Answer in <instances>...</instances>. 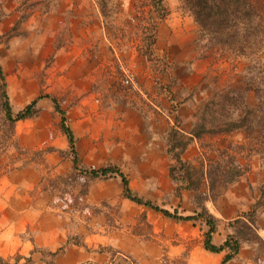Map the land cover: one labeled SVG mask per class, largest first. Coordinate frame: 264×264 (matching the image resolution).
Here are the masks:
<instances>
[{"label": "rangeland", "instance_id": "374dc122", "mask_svg": "<svg viewBox=\"0 0 264 264\" xmlns=\"http://www.w3.org/2000/svg\"><path fill=\"white\" fill-rule=\"evenodd\" d=\"M164 6L166 17L153 13L151 24L149 0H0V65L10 101L22 88L41 97L43 86L60 83L55 53L76 50L105 67L107 78L97 87L112 84L123 99L125 91L142 114L144 126L130 128L121 169L135 195L184 217L203 212L196 192L176 194L168 137L176 128L190 139L205 117L240 128L193 138L184 160L207 168L210 161L226 166L227 154L234 155L242 179L262 183L264 201V65L209 41L180 0ZM123 67L136 89L124 83ZM86 109L96 132L99 101ZM61 117L39 113L17 123L18 148L0 155V257L10 264H188L208 226L176 222L125 199L116 176L82 172L115 166L101 158L102 137L93 139L91 159L79 156L82 170L74 171L69 145L58 148ZM200 193L208 196L207 181ZM248 243L264 259V244Z\"/></svg>", "mask_w": 264, "mask_h": 264}, {"label": "trees", "instance_id": "16d2710c", "mask_svg": "<svg viewBox=\"0 0 264 264\" xmlns=\"http://www.w3.org/2000/svg\"><path fill=\"white\" fill-rule=\"evenodd\" d=\"M182 7L188 10L195 21L201 27L203 36L209 37V41L229 50L237 56L249 59L256 66H263L260 56L264 52V0H180ZM165 0H149L151 10L149 21L152 24V14L156 13L161 18L166 17ZM262 80L261 77H257ZM56 112L61 117L60 128L66 135L72 156L74 171L82 170V161L76 147V138L72 128L67 124L66 113L62 109L58 99L52 98ZM38 101H33L24 109L15 113L7 93V83L0 65V155L7 148H18L16 138V125L18 122L26 121L38 116ZM198 131L192 133L188 139L180 130L173 128L168 137V154L172 157L169 168L170 178L177 184L176 194L182 196L183 191H194L197 193L196 202L202 207V213L194 216L184 217L178 211L171 212L158 205L147 201L134 194L130 187V180L119 167L108 166L101 169L82 170L94 179H106L116 176L121 180L123 196L125 199L162 214L168 219L176 222L203 221L208 226L205 233L203 245L205 250L211 253H225L221 264H227L234 260L241 251L242 242H254L264 244L256 228V216L259 207H264V201L258 200L254 207L247 213L240 215L229 224L234 234L227 237L224 244L217 246L213 242L218 233V219L206 208L205 202L216 201L234 183L245 176V171L236 162L235 156L227 154L229 162L226 166L215 164L210 161L209 167H204V162L197 167L184 160L186 152L193 138H200L203 133H227L239 129L238 122H228L226 129L217 124H210L205 117L200 119ZM51 151V149H50ZM205 181L209 184V194L203 197L201 189ZM241 226V227H239ZM249 237V238H248ZM0 264H10L0 257Z\"/></svg>", "mask_w": 264, "mask_h": 264}, {"label": "crops", "instance_id": "0c3cea01", "mask_svg": "<svg viewBox=\"0 0 264 264\" xmlns=\"http://www.w3.org/2000/svg\"><path fill=\"white\" fill-rule=\"evenodd\" d=\"M95 38L97 40L102 37ZM55 55L54 63L61 73L58 77L60 83L43 86L42 98L37 91L36 94H32L28 88L20 89L14 99H11L16 111L24 109L36 100L42 119H48L52 112L58 113L52 98L58 99L66 113V118L72 122L77 152L84 162L90 160L93 154L91 147L93 139L102 137L105 144L100 150L101 158L122 169L124 159L127 158L130 128L136 132L138 128L144 126L140 110L130 103L125 91L123 99L122 94L118 93L112 84L97 87V80L107 78L103 75L104 66L98 67L87 62L84 57L79 58L80 55H76V50H59ZM132 59L140 58L133 52ZM94 100L100 103V112L97 114L99 130L96 132L93 129L92 120H87L90 113L86 109V106ZM45 133L48 134V131ZM56 135L60 139L58 148L65 149L68 144L66 135L61 132H57ZM261 185L262 183L255 184L251 177H245L231 185L216 201H211V204L209 201L206 202L207 210L218 219V233L213 238L215 245L224 244L227 237L234 234V230L229 227V222L254 207L261 198ZM256 228L258 235L264 241V207L258 209ZM224 257L225 253H211L205 250L202 244L192 251L188 264H221ZM227 264H264V259L258 258V249L255 245L242 242L238 257Z\"/></svg>", "mask_w": 264, "mask_h": 264}, {"label": "built area", "instance_id": "2783aa9c", "mask_svg": "<svg viewBox=\"0 0 264 264\" xmlns=\"http://www.w3.org/2000/svg\"><path fill=\"white\" fill-rule=\"evenodd\" d=\"M123 70V74L125 75V84L128 86L133 87L134 89H136V85L134 82V75L132 74V72L129 69L126 68H122Z\"/></svg>", "mask_w": 264, "mask_h": 264}]
</instances>
